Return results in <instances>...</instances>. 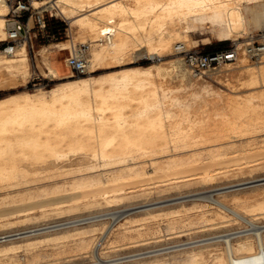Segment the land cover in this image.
Wrapping results in <instances>:
<instances>
[{
    "label": "bare ground",
    "instance_id": "bare-ground-1",
    "mask_svg": "<svg viewBox=\"0 0 264 264\" xmlns=\"http://www.w3.org/2000/svg\"><path fill=\"white\" fill-rule=\"evenodd\" d=\"M0 7L6 6L0 4ZM56 8L64 18L74 24L77 37L87 36L92 42L90 64L94 66L108 58L118 60L124 55L133 54L141 47L150 55L169 53L177 43L191 49L188 47L191 39L188 32L197 25L208 23L210 27L217 29V36L223 39H236L247 23L264 28V0H56ZM6 11L0 8V40L5 34ZM201 41L208 42L209 39L202 38ZM55 48L54 52L60 53L68 48V43L59 42ZM13 56L9 58L3 53L0 54V88L4 85L14 87L13 83L22 77L24 79L29 71L24 45L18 48ZM42 60L58 79L69 76L62 74L66 68V59L65 63L59 62L57 65L53 63L51 54L43 52ZM239 63L237 60V66L233 67L241 68ZM169 65L182 67L180 59H172ZM166 72L161 66L130 67L121 70L120 74L78 77L59 82L61 84L58 83L51 89L22 92L9 100H0V188L29 182L32 180L30 175L37 171V166L50 164L57 165L58 168L55 173L52 172L53 175L73 177L67 182L70 188H86L82 191L63 193L65 184H57L34 193L26 191L20 194L18 191L17 194L10 195L8 191L1 199L3 202H16L20 198L29 200L21 208L16 205L8 209L3 208L0 216L35 207L43 212L42 207L45 205H54V209L65 207L74 211L80 204L89 206L100 202L108 203L126 198L127 194L144 192L147 182L141 178L144 170L140 163L146 160L164 169V177L176 175L156 182L171 179L186 182L198 178L207 181L213 178L219 171L214 168L218 162L216 150H207L206 159L201 163L192 155L185 156L186 158L176 156L179 151L185 149L195 150L208 140L209 131L219 130L216 125L210 126L208 107L206 110L209 101L203 96L205 92L209 95L212 90L208 84H202L201 91L195 89L187 96L181 97L166 85ZM223 77H227L231 82L241 81L250 85L260 80L264 86V66L258 70L247 68L228 72ZM240 98L227 100L215 115L221 119L220 122L224 126L238 134L261 133L264 131V91L259 92L257 96L249 94ZM215 104L212 103V108ZM224 136L225 134H217L214 138L222 139ZM71 156H75L77 161L71 163L70 168L60 170L63 162L69 161ZM164 156L168 158L159 160ZM262 179L264 177L252 178L230 186ZM215 193L219 194L220 191ZM40 195L46 196L42 199L35 198ZM213 195L214 193H209L204 198L218 209L238 217L247 226L225 234L185 241L177 246L169 245L165 247L167 252L198 246L205 248L213 243L223 242L225 252L209 254V259L200 252L188 250L186 264H204L208 260L209 264H264V224L254 222ZM256 197H251L247 202L245 200L242 207L264 210V198ZM182 201L185 200L144 204L147 206L134 212L140 211L150 215L153 209L173 203L179 204ZM44 213L46 214L45 211ZM129 213L131 212L121 210L75 217V221L73 219L66 227L61 228L67 229L65 232L26 240L23 245L36 246L67 237L75 238L84 230L68 229L78 228L80 223L96 225L89 229L97 230L96 221L105 219L106 215L110 214L115 220ZM170 213L172 214V211ZM13 222L7 221L1 225ZM110 227L112 226L107 229ZM25 230L28 232L20 237L28 238L50 229L35 226ZM251 236L254 244L250 241ZM20 245L21 243L1 246L0 264H8L2 260H8ZM259 248L262 251H259ZM151 251L154 250L105 259L98 255L95 246L93 264L122 263L165 252L160 250L150 253ZM156 263L155 260H147L134 264Z\"/></svg>",
    "mask_w": 264,
    "mask_h": 264
},
{
    "label": "rangeland",
    "instance_id": "rangeland-1",
    "mask_svg": "<svg viewBox=\"0 0 264 264\" xmlns=\"http://www.w3.org/2000/svg\"><path fill=\"white\" fill-rule=\"evenodd\" d=\"M235 5L239 6L237 3H235ZM0 8L6 11V7ZM52 13L53 15H56V18L53 19L62 25L61 31L57 32L54 38H47L44 32L40 33L37 30H35V34L32 33L31 41L25 46L26 56L29 63V71L24 79L22 77L20 79L21 81L18 80L19 82L16 81L13 83L14 87L9 88L7 87L8 85L1 87L0 100H9L18 96L22 92H37L39 90L51 89L52 87L58 85L59 82L62 83L66 80L78 77L120 74L121 70L130 67L149 68L161 66L163 70H167L165 74V81L167 82L166 85L169 86V88H172V91L174 90V93L181 97L187 96L192 90H200V86H202V84H208L211 88L213 93L209 92L208 95V93L205 92L203 96H205V99L209 101L208 105H206V110L207 107L208 110H211L212 103L213 105L216 103L211 110L212 112L208 110L207 112L211 117H209L210 126L214 127L216 125L215 127L219 130L217 132L209 131L208 140L199 145V147L195 150L186 151L185 149L184 151H179L176 156L186 158L192 155L198 158V161L201 163L206 159L207 150L214 149L218 154V162L214 165V168H216L215 171H219L216 172L213 178L207 181H202L198 178L196 180L186 182H176L177 179H171L166 182H156L167 177H175L176 175H168L167 177H164V169H160L156 165L151 164V161L146 160L140 163L141 168L144 170V174L141 178H144L146 180L144 181L147 182V184L144 185L146 187L144 191L145 193L135 192L133 194H127L128 197L126 198L108 203H95L97 205L92 204L85 206L80 204L74 211L67 210L65 207L61 209H54V205H49L50 207L45 205L42 208H44L46 214L44 211H40V208L35 207L26 211L16 212L12 215L7 214L0 216V233H5L10 231H21L27 228L30 229L35 226L40 227L41 225L51 224L56 221L72 219L75 217L79 218L80 216L85 217L94 214L96 215L98 213L100 214L121 210L131 212L124 217L115 219L114 221H112V217L109 216L110 214L106 215L105 219L96 221L95 223L97 224L99 230H90L89 228L96 225H87L88 223H80L77 225L80 227L75 229L69 227L71 228L68 229L70 231L84 230L79 236H75V238L67 237L54 242H49L47 244L43 242V244L40 243L36 246L23 245L26 240L65 232L67 229L64 228V230L57 229V231L56 229H50L47 231L48 234L47 232H44L28 238L19 237L18 239L15 238L6 242H1L0 247L9 244L21 243L20 247L17 248V251L13 253L11 257L7 258L8 260L3 259V262L6 261L8 264H89L95 260V246H97V252L100 257L109 259L139 253L146 250L150 251V249L159 248L176 242L183 243L193 239L225 234L247 226L246 223L238 217L236 218L234 215L218 209V207H216L212 202L204 198V196L209 193H214V198L221 200L229 206H233L244 216L253 219L254 222L264 223V210H250L249 208L242 207L245 200L247 202L251 199V197L255 198L257 196L256 198H258L260 196L259 198H264V183L261 184V181L258 180L259 182L252 181L230 186L231 184L243 182L252 178L264 177V131L261 133L255 132L256 134H238L237 132H233L224 126L222 122H220L221 119L215 115V112L220 111V107H222L221 105H225L227 100H238L240 97L243 98V96L245 97L249 94H255L257 96L259 92L264 91V86L261 85L260 80H257V83L250 85L241 81L231 82L227 79V77L222 78V76L228 72H236L247 68L258 70L259 67L264 66V55H262L260 60L254 61L249 59V57L245 54L241 53L237 59L240 61L238 65H240L241 68L236 69V67H233L237 66L236 60L233 63L226 64L220 68L207 71L201 77L193 76L190 73L189 69L183 62V54L176 51L175 48H172L169 53H154L150 55L146 52V50H144V47H141L139 50H136L135 53H130L128 55H124L122 58H119L120 60L108 58L101 64L94 66L90 64V47L92 44L90 39L87 36L77 37L75 35L74 24L71 23L69 19L64 18L58 10H53ZM192 30L188 32L189 39L191 38L188 47L211 50L225 45H244L251 35L264 30V28L255 27L254 24L247 23L244 31H242L244 33L241 32L239 34L240 36L238 35L236 39H223L218 37L217 29L210 27L208 23L202 26L197 25ZM47 33L52 35V31H49L48 29ZM4 36L5 34L2 39ZM202 38H208L209 41L202 42ZM194 40H196V42H193ZM63 41L68 43V48L60 53H55V45ZM103 41H105L104 38ZM79 43H88L90 45L88 50V69L84 74H78L72 71L64 61L70 53L69 49ZM176 45H178V43ZM43 52L44 54H51L53 63L57 65L59 62L65 63L66 68L62 71V74H69V76L63 79H58L54 76L42 60ZM7 57L10 58L14 56L7 55ZM172 59H180L182 67L170 66L169 62ZM226 68L230 71H226ZM218 75L221 77L219 78ZM203 93L204 92H202V94ZM194 105H196V103H194ZM215 107L217 108L215 109ZM217 134H225V136L222 139H216L214 137ZM166 158H168V156H164V158H160L159 160H165ZM76 161L77 158L75 156H71L69 161H64L63 167L59 169L70 168L71 166L69 165L71 163H75ZM56 168L57 165L53 164L37 166V171L30 175V179L32 180L29 182L11 186L12 188H0V211L4 210L3 208L8 209L15 205L21 208L29 200L20 198V200L16 202H3L1 199L8 191L10 192V195H14L15 193L17 194L18 191L20 194L26 191L34 193L44 188H51L57 184H65V190L62 191L63 193H68V191L73 192V190L82 191L86 189L82 188L81 190V188H70L67 182L72 180L73 177L53 175V173L58 170V168ZM76 176L78 177V175ZM218 191H220V193L216 194L215 192ZM189 194L190 196H187ZM181 195L185 197H179ZM45 196L46 195H40L35 198L42 199ZM181 200L185 201H182L179 204L173 203L161 208L153 209L150 215L140 211H137L138 213L134 212V210L136 211L144 206H147L144 204H150L158 201L160 202L159 204H164ZM65 209L66 211H64ZM170 211H172V214ZM7 221L14 222L3 226L1 225V223H6ZM81 226L83 227L81 228ZM109 226L112 227L107 229ZM87 234L89 235L86 236ZM249 238L254 244L253 237L251 236ZM208 246H205V248L204 246L201 248L198 246V248L192 247L170 252H167V248L163 247V249H154V251L150 252H159L160 250L165 251L160 255H151L140 259L112 264H134L136 262L147 260H155V262H157L156 264H186L187 254H189L188 250L193 249L196 252H200L206 257V259H209V254L214 252H225V244L223 242H216ZM204 264H209V260L205 261Z\"/></svg>",
    "mask_w": 264,
    "mask_h": 264
},
{
    "label": "built area",
    "instance_id": "built-area-1",
    "mask_svg": "<svg viewBox=\"0 0 264 264\" xmlns=\"http://www.w3.org/2000/svg\"><path fill=\"white\" fill-rule=\"evenodd\" d=\"M35 3H37V5H35ZM0 4L5 5L7 9L4 15L5 36L0 40V52L4 55H14L18 48L22 45L26 46L27 43L31 41L32 33L35 34V30L40 33L44 32L47 38L55 37L56 33L49 35L47 29L54 21H56L53 19L56 18V15H53L52 13L53 10H57L56 0H0ZM89 47L90 45L88 43H79L71 48L70 53L66 58V65L72 71L78 74H84L87 72L89 64ZM175 50L183 54V62L189 69L190 73L193 76L201 77L207 71L234 62L238 59L241 53L248 56L251 60H260L262 55H264V30L251 35L248 41L241 46L225 45L217 47L212 51H207L198 48L186 49L184 45L178 44L175 47ZM73 219L74 221L76 220V218L60 220L51 224L41 225L40 227L45 228V230L61 229L71 223L70 221ZM85 220L87 219L85 218ZM112 221H114V219H112ZM27 232L28 231L26 230H21L0 233V243L19 238ZM178 244H182V242H176L170 245L177 246ZM166 246H161L159 248ZM159 248H153L150 250ZM259 251H262V249L259 248ZM94 262L89 264H93Z\"/></svg>",
    "mask_w": 264,
    "mask_h": 264
},
{
    "label": "trees",
    "instance_id": "trees-1",
    "mask_svg": "<svg viewBox=\"0 0 264 264\" xmlns=\"http://www.w3.org/2000/svg\"><path fill=\"white\" fill-rule=\"evenodd\" d=\"M61 26L57 21H54L49 27L48 30L52 31V33H57L59 31H61ZM220 47V46H219ZM214 49L211 50H207V51H212Z\"/></svg>",
    "mask_w": 264,
    "mask_h": 264
},
{
    "label": "water",
    "instance_id": "water-1",
    "mask_svg": "<svg viewBox=\"0 0 264 264\" xmlns=\"http://www.w3.org/2000/svg\"><path fill=\"white\" fill-rule=\"evenodd\" d=\"M259 181H261V182H264V179H262V180H259ZM259 181H258V182H259Z\"/></svg>",
    "mask_w": 264,
    "mask_h": 264
}]
</instances>
